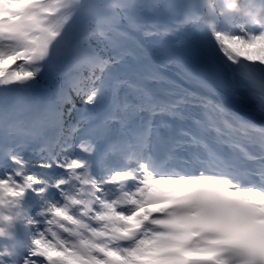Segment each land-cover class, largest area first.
I'll use <instances>...</instances> for the list:
<instances>
[{
    "label": "snow or ice",
    "instance_id": "6c2138e0",
    "mask_svg": "<svg viewBox=\"0 0 264 264\" xmlns=\"http://www.w3.org/2000/svg\"><path fill=\"white\" fill-rule=\"evenodd\" d=\"M0 264H264V0H0Z\"/></svg>",
    "mask_w": 264,
    "mask_h": 264
}]
</instances>
